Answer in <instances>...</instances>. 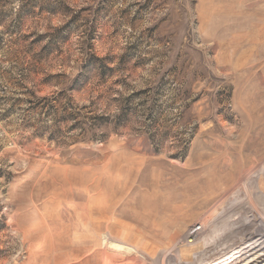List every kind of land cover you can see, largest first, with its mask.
Masks as SVG:
<instances>
[{"label":"rangeland","instance_id":"obj_1","mask_svg":"<svg viewBox=\"0 0 264 264\" xmlns=\"http://www.w3.org/2000/svg\"><path fill=\"white\" fill-rule=\"evenodd\" d=\"M260 233L264 0H0V264H264Z\"/></svg>","mask_w":264,"mask_h":264},{"label":"trees","instance_id":"obj_2","mask_svg":"<svg viewBox=\"0 0 264 264\" xmlns=\"http://www.w3.org/2000/svg\"><path fill=\"white\" fill-rule=\"evenodd\" d=\"M30 95L33 97V99H28V103L31 104V110H37L39 108L42 109H48L49 111L55 110V106L53 105L54 103H56L59 99L58 95H54L52 97H36V92L35 91H30ZM15 108L11 107L9 108L6 112H7V116H9L10 114L14 113ZM31 124L30 126H35V124L29 123Z\"/></svg>","mask_w":264,"mask_h":264},{"label":"bare ground","instance_id":"obj_3","mask_svg":"<svg viewBox=\"0 0 264 264\" xmlns=\"http://www.w3.org/2000/svg\"><path fill=\"white\" fill-rule=\"evenodd\" d=\"M250 235V234H249ZM257 236H253L250 240H251V245H256L255 243L259 242L260 239V243L258 245H262L264 243V240H262L263 234L260 233V235L257 237V239L254 241V238H256ZM259 247V246H258ZM255 249V248H254ZM261 257V256H260Z\"/></svg>","mask_w":264,"mask_h":264}]
</instances>
